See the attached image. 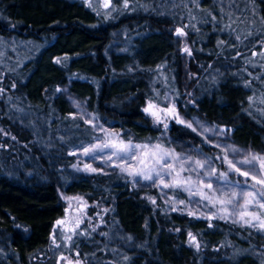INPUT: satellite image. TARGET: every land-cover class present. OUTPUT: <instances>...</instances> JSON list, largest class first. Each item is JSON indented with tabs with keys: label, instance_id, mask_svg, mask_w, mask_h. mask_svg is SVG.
<instances>
[{
	"label": "rangeland",
	"instance_id": "374dc122",
	"mask_svg": "<svg viewBox=\"0 0 264 264\" xmlns=\"http://www.w3.org/2000/svg\"><path fill=\"white\" fill-rule=\"evenodd\" d=\"M15 38L26 48L10 45ZM184 39L197 78L193 104L161 76L179 73ZM3 58L17 69L0 71V192L8 203L17 188L48 187L59 198L52 212L42 206L36 213L12 212L0 200L1 264H88L89 255L99 257L95 264H264V199L255 195L264 185L251 179H264L262 160L238 163L264 158V0H0V69ZM231 88L241 94H228ZM23 91L45 112L31 116L4 100ZM212 105L236 113L229 122L222 110L212 115ZM39 118L50 125L82 120L95 138L58 161L41 164L40 154V162L16 169L32 148L34 130L25 122ZM188 124L210 153L169 132ZM120 142L133 146L130 158L112 155L113 147L84 153ZM165 152L173 170L156 162ZM228 161L249 177L229 170ZM224 171L222 195L224 179L216 177ZM157 172L170 185L191 181L165 188ZM98 198L130 202L127 215L105 219L111 209L94 204ZM32 233L37 240L25 250Z\"/></svg>",
	"mask_w": 264,
	"mask_h": 264
},
{
	"label": "trees",
	"instance_id": "16d2710c",
	"mask_svg": "<svg viewBox=\"0 0 264 264\" xmlns=\"http://www.w3.org/2000/svg\"><path fill=\"white\" fill-rule=\"evenodd\" d=\"M72 23V22H70ZM175 27L174 24H168ZM186 39L183 41H179L177 43V47L181 49V66L179 73L176 75L174 74H167L166 71L164 74L161 73V76L164 77V80L166 82V85L171 88L176 96L180 98L182 101H185L187 103L193 104L195 102V99L193 97V90L197 81V78L195 74L192 72L189 66L190 62V54L189 52H185V45L187 44L185 42ZM17 46L16 48H26L24 46V41L18 38H15L11 41L10 45ZM8 44H6L7 46ZM2 67L0 71L7 74H14L16 73L15 70L17 69V66L9 67V61L6 58L2 59ZM16 75V74H15ZM16 79H12V81H15ZM104 81L106 85H109L111 83V75L108 72H105L104 74ZM104 84V83H103ZM243 92V91H242ZM228 94H241L240 89H230ZM30 94L26 92L16 93L9 95L4 98V100L11 104L13 108H19V110L25 112H30L29 115L33 116L36 115V112H45L43 110L39 111V109L32 104L30 100ZM105 105V104H104ZM103 108V115L111 116V113L113 111V107L111 105H105ZM208 110L212 113V115H216L218 111H223L224 117L229 120L231 119L235 113H236V107L229 106V105H212L208 107ZM22 115V113H21ZM27 115V116H29ZM38 116V115H36ZM45 116H43L44 118ZM117 117V115H116ZM37 119V121L33 122V119H29L25 123L30 124L34 130L33 138H32V148L26 150V153H22L23 158L20 161L19 166H15V168L21 169L25 164H28L31 159H35V161L40 162L39 155L41 154L42 163H46L47 160H52L53 162L58 161L60 158L64 157L69 151L72 149L88 144L95 138L96 131L90 126L89 124L85 125L84 121L82 120H76L72 121L70 118H62L58 121V123L55 125H50L45 122L44 119ZM25 120V119H21ZM224 120V121H227ZM128 123H133L135 120L127 118L125 119ZM230 122V120H229ZM137 127L139 128L141 125L137 124L136 121L134 122ZM252 128V127H251ZM170 134L177 139L178 141L185 142L188 144H192L194 146L200 147L203 151L206 153H210V146L204 143L203 138L201 135H199L197 132L193 131V129L189 128L185 125H179L173 129H169ZM237 135L244 139H252L254 135L249 132H245L242 130L237 131ZM211 151V150H210ZM38 158V159H37ZM26 162V163H25ZM16 177V175H14ZM1 186V185H0ZM9 196H13L14 200L12 203H8L5 198H7V194L5 192H0V200H3L4 204L8 206V209L10 211H19V210H27L32 211L33 213L41 212V207L44 206L47 208V210L51 211L54 209L55 204L57 203V194L54 193V191L50 188H35L33 189H14L11 192L8 193ZM8 196V197H9ZM94 204H100L99 206H106L111 211H104V217L105 219L114 218L115 220H118L120 216L124 217L127 215V210L129 207L130 202L128 201H121L120 205H113L112 202L104 201L101 198H98L96 200H92ZM90 201V202H92ZM108 204V206L106 205ZM117 207V210H116ZM49 208V209H48ZM52 212V211H51ZM112 215V216H111ZM30 220V218H29ZM36 229L34 228V231H36L37 225H35ZM34 237V238H33ZM32 238V239H31ZM36 241V236L34 233H32L30 239L28 241H25V247L30 248ZM53 259V258H52ZM51 259V260H52ZM99 257L94 255L88 256V264H95L97 263V260ZM1 264V263H0ZM54 264L55 261H54Z\"/></svg>",
	"mask_w": 264,
	"mask_h": 264
},
{
	"label": "snow or ice",
	"instance_id": "6c2138e0",
	"mask_svg": "<svg viewBox=\"0 0 264 264\" xmlns=\"http://www.w3.org/2000/svg\"><path fill=\"white\" fill-rule=\"evenodd\" d=\"M178 34H182V33L178 30ZM185 52H189V50L186 48L185 49ZM189 54H191V53L189 52ZM57 62H59V61H57ZM57 91H59V89H57ZM145 111H148V109H145ZM178 122L184 123V121H178ZM187 126L190 127V128L192 127L191 124H188ZM165 127H166V125H165ZM193 131H195V129H193ZM206 131H207V129H206ZM109 147H113V148L116 149V151H114L112 153V155H117L118 153H121V154H124L122 157H120L121 159H128V158H130V150H131V148L133 146L130 143L129 144H125L124 142H120V144H108V143H105L103 145H95L93 148H85L84 149V153L87 155L89 152H95L96 150L102 151L104 148H109ZM135 147H140V146L137 145ZM156 147L159 148L160 146L157 145ZM131 155H134V153H131ZM169 155H170L169 152H165L164 155L162 157H160L159 159H157L156 162L157 163H163V166L164 167L168 168L169 170H173V165L171 163H167L166 162L167 157ZM109 159H111V156H109ZM256 159H261L262 160L261 167L264 168V158H258L255 155H253L251 157V159H249V158L246 157L245 159L239 161L238 163H240L242 165L243 164H251ZM196 163L201 168L204 167V164L202 162L197 161ZM228 166H229V170L235 171L236 173H239L240 175H242L244 177H249V175H250L249 172H247V171H241V169L239 167H236V164H234L232 161H228ZM85 167L88 168L89 170L93 171V172L96 171V169L91 168L90 165H85ZM124 170L127 171V169H124ZM185 170L186 169L181 168V171H185ZM132 174L133 175H143V178L145 180H153V176L152 175L143 174L142 172H133ZM169 175H171V171L169 172ZM207 175L209 177L215 176V169L210 170L207 173ZM228 175H229V172L228 171H224V172H220L219 173V176L216 177L217 183H219L220 178H223L224 179V184L221 186V189H220L222 195H223L224 188H226L228 186V184H229V181L227 179L228 178ZM179 176H180V173L177 172L176 173V177L178 178ZM156 177H158V178L161 179V184H163V186L165 188H168V187H179V186H181L182 183H187V182H190L191 181V178L190 177L187 178V180L186 181H183V182H181L179 179H176L175 183H173V184L170 185L168 183H164L163 178L160 177V173L157 172L156 173ZM251 179L252 180H255L256 183H258V184L264 185V179H257L256 176H252ZM201 183H203V181H201ZM205 187H207L208 189H212V183L211 182L207 183L205 185ZM232 195H235V193H233ZM248 195L249 196H253L254 194L253 193H248ZM255 195H259V196H261L262 199H264V193H256ZM203 198L204 199H208L207 196H204ZM180 203H183V201H180ZM220 203L221 204H223V203H232V201L231 200L225 201L223 199H220ZM248 203H251V201H246V205L245 206H247ZM260 207L261 208H264V203H261L260 204ZM241 218L243 219V215L241 216ZM262 226H264V225H262ZM189 235H191V234H189ZM193 239H195V238L193 237Z\"/></svg>",
	"mask_w": 264,
	"mask_h": 264
}]
</instances>
